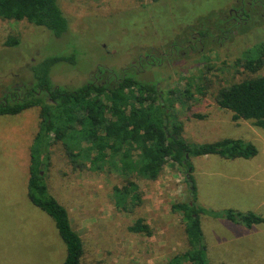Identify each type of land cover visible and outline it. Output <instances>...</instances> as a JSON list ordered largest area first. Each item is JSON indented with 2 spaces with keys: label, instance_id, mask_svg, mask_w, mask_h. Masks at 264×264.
I'll use <instances>...</instances> for the list:
<instances>
[{
  "label": "rangeland",
  "instance_id": "rangeland-1",
  "mask_svg": "<svg viewBox=\"0 0 264 264\" xmlns=\"http://www.w3.org/2000/svg\"><path fill=\"white\" fill-rule=\"evenodd\" d=\"M59 1L69 20L68 32L59 38L26 21L0 19V100L33 82L35 63L72 57L74 65L62 62L51 68L50 80L54 86L76 89L93 81L98 70L118 73L129 68L152 48L168 52L172 42L200 30L199 21L215 31L213 25L242 0ZM258 8L254 18L237 27L236 34L232 31L227 41L168 59L161 67L142 63L145 72L138 76L156 82L162 94L176 91L179 100L172 112L188 144L240 139L256 147V157L233 163L216 155L190 158L193 170L200 173L198 204L215 212L245 211L240 202L250 186L252 206L264 216V129L250 121L233 122L231 113L214 102L219 89L264 76V64L256 74L235 65L244 51L264 43V4ZM204 55L208 61L203 63ZM184 90L191 98L186 100ZM39 111L31 108L0 116V264H62L65 258V245L52 219L26 195L29 150L38 131ZM49 154L43 174L51 195L67 209L72 229L82 239V264H166L187 250L184 226L172 210L189 198L184 167L169 161L157 179L148 180L122 175L113 165L101 171L74 169L60 143L51 144ZM126 181L138 185L142 204L121 211L115 208L112 194ZM138 219L150 227V236L129 231ZM201 227L211 264H264V224L248 230L202 215Z\"/></svg>",
  "mask_w": 264,
  "mask_h": 264
},
{
  "label": "trees",
  "instance_id": "trees-1",
  "mask_svg": "<svg viewBox=\"0 0 264 264\" xmlns=\"http://www.w3.org/2000/svg\"><path fill=\"white\" fill-rule=\"evenodd\" d=\"M251 12L254 13L252 8ZM253 18L251 16L249 21ZM0 19L26 21L56 38L66 34L69 28V20L59 0H0ZM199 22L201 37L209 35L208 27ZM221 25L222 20L213 26L218 29ZM235 28L238 32L237 26ZM244 52L235 65L246 73H258L264 64V43ZM207 58L204 55L202 62H207ZM62 62L75 64L68 56L33 64V82L21 92L11 91L0 100V116L18 115L31 108L40 110L38 131L29 150L26 195L34 207L52 219L65 245L62 264H82L84 246L81 237L72 229L69 212L51 195L43 174L42 168H48L49 147L53 143L61 144L74 169L88 167L91 171H101L106 165H113L122 175L148 180L157 179L169 161L186 169L188 201L175 204L172 210L180 216L184 226L187 250L166 264H211L201 227L202 215L248 230L264 224V218L254 212L232 209L215 212L202 208L198 204L190 162L191 157L209 155L225 160L251 159L257 155L252 143L223 139L209 144H188L181 137L180 124L172 112L179 100L174 95L175 90L162 94L156 82L142 81L129 73L128 68L118 73L101 71L104 74L102 83L90 81L76 89L54 86L50 71ZM186 93L188 90L183 92L187 100L191 95ZM214 102L217 108L231 113L233 122L250 121L255 127L264 129V76L247 78L219 89ZM112 200L115 208L121 211L142 204L139 187L133 181L114 187ZM129 231L151 235L150 227L142 219L130 226Z\"/></svg>",
  "mask_w": 264,
  "mask_h": 264
},
{
  "label": "flooded vegetation",
  "instance_id": "flooded-vegetation-1",
  "mask_svg": "<svg viewBox=\"0 0 264 264\" xmlns=\"http://www.w3.org/2000/svg\"><path fill=\"white\" fill-rule=\"evenodd\" d=\"M263 4L264 1L248 0V2L240 3V7L238 8L236 6L232 7L229 10L227 16H225L226 18L222 20L224 22L220 28L215 29V31H212L211 28H208V30L210 31L209 35L201 37L199 31H197L196 33L193 32L191 35L188 36V38H184L183 41L177 40L172 42L169 45L168 52L152 48L148 50V52H146L144 55H142L140 59L134 62L128 68V72L133 73L134 76H139L140 74H142V72H145L142 68V63L149 66L150 68L161 67L164 65V62L168 61V59H175L179 55H181V57L183 58L187 55L191 56L195 52L199 53V47L202 51L205 46L210 45L213 42L221 44L225 40L227 41L228 39H230L231 34L233 32L235 34L237 33V29L235 28L236 26L239 27L247 24L251 16L253 17L254 13L251 12V8L254 10V12H256L257 9H261L258 7H262ZM182 50H184L185 52ZM174 59L172 60L174 61ZM97 73L98 74H95L93 76V82L99 81L100 83H102L103 80H101V78L103 72L98 70Z\"/></svg>",
  "mask_w": 264,
  "mask_h": 264
},
{
  "label": "crops",
  "instance_id": "crops-1",
  "mask_svg": "<svg viewBox=\"0 0 264 264\" xmlns=\"http://www.w3.org/2000/svg\"><path fill=\"white\" fill-rule=\"evenodd\" d=\"M19 115V114H18ZM15 116V115H14ZM207 157H210V156H207ZM256 157V156H255ZM254 158V157H253ZM252 158V159H253ZM240 159H236V160H232V163L234 162V161H239ZM242 160H245V159H242ZM250 160V159H249ZM225 162V161H224ZM223 163V162H222ZM226 163V162H225ZM224 165V164H223ZM194 173H195V175H194ZM235 173L238 175V173L236 172V170H235ZM198 175H200V173H199V171H198V173L195 171V170H193V178H194V181H195V184H196V186H197V183L196 182H199L198 181V179H197V176ZM247 176L248 177H251L252 176V174L251 173H247ZM236 179H238V177H235ZM253 189H252V187H250V186H248V187H246L245 189H244V191H243V196H242V198H243V200H242V202H240V204H242L243 205V208L244 209H242V208H240V210L242 209V210H245V211H243V212H254V213H256V214H258L259 212L257 211V209L258 208H255L254 207V205L252 206V204H253ZM197 199H198V201H201V197H199L198 196V188H197ZM208 209V208H207ZM208 210H211V209H208ZM239 209H235V211H238ZM260 215V214H259ZM260 216H262V215H260ZM263 218H264V216H262ZM204 233V232H203Z\"/></svg>",
  "mask_w": 264,
  "mask_h": 264
}]
</instances>
